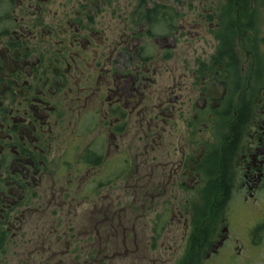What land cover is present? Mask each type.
<instances>
[{
	"label": "flooded vegetation",
	"instance_id": "1",
	"mask_svg": "<svg viewBox=\"0 0 264 264\" xmlns=\"http://www.w3.org/2000/svg\"><path fill=\"white\" fill-rule=\"evenodd\" d=\"M0 264H264V0H0Z\"/></svg>",
	"mask_w": 264,
	"mask_h": 264
},
{
	"label": "rangeland",
	"instance_id": "2",
	"mask_svg": "<svg viewBox=\"0 0 264 264\" xmlns=\"http://www.w3.org/2000/svg\"><path fill=\"white\" fill-rule=\"evenodd\" d=\"M162 208L160 207V211ZM144 216L139 218V250L141 251H151L149 249V246H155V245H163V244H171V245H181L183 244L182 241H178L175 239V242H173L172 238L166 239L164 238L165 236L160 235L158 237L152 236L151 234V228H152V223L154 221V218L152 216L154 213L150 211H145L143 212ZM146 214V215H145ZM151 255V254H148Z\"/></svg>",
	"mask_w": 264,
	"mask_h": 264
}]
</instances>
